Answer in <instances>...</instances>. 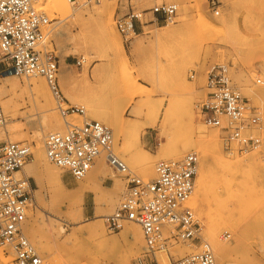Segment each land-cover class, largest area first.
<instances>
[{"label":"rangeland","instance_id":"rangeland-1","mask_svg":"<svg viewBox=\"0 0 264 264\" xmlns=\"http://www.w3.org/2000/svg\"><path fill=\"white\" fill-rule=\"evenodd\" d=\"M50 1L52 8L45 6V1L40 4L39 0L34 6L38 2L39 7L36 5L35 8L44 11L53 22L47 42L58 61L57 83L67 102L62 104V108L84 110L83 117L73 114L66 117V121L73 124L77 121L79 125L84 120H93V115L101 116L111 111V107L116 113H122L124 128L121 133L115 132L105 122L95 121L111 129L114 153L128 169L141 179L151 180L155 177L154 169L158 161L184 157L167 159L160 152L162 144H178L190 134L179 109V104L186 100L187 95L184 83L179 79V75L184 74L185 84L194 89L191 100L187 101L192 109L194 126L200 125L196 128L201 127L206 132H216L219 140V149L211 160V171L206 178L210 207L201 204L193 209L190 206L201 227L200 237L212 248L216 264H264V88L248 86L256 75L264 74V0H184L188 20L181 27L177 41L160 52L155 48L153 34L165 28L181 26L179 0H164L177 5L174 23L143 25L141 30L126 36L117 31L115 18L124 15L129 8H150L156 1L148 0V4L144 5L142 1L113 0L110 19L124 48V58L112 56L108 47L96 49L93 46L97 40L98 22L90 15L97 4L105 0L92 1L88 5ZM215 11L218 15L214 14ZM61 30L63 35L59 37L57 33ZM81 32L85 35L86 44L78 46L75 38ZM138 43L141 47L135 52L133 49ZM152 44L154 50H151ZM213 66L225 68L232 86L261 117L260 127L253 132L259 136L260 146L246 155L226 151L219 130L204 125L196 115L195 106L204 100L207 93L206 73ZM190 73L194 74L192 79L189 78ZM126 76L136 79L139 88L149 94L147 99L131 98L124 87ZM38 79L45 83L40 76H16L11 80L23 88L27 82ZM45 86L55 108L53 114L64 126L56 133H63L66 130L64 120L46 83ZM4 100L0 96V106ZM21 100L25 107L20 108L10 121L20 127L16 136L19 140L7 141L2 134L4 138L0 144L20 142L30 148L31 157L17 176L29 178L33 187V203L27 213L25 233L40 255L41 264H132L142 255L144 240L132 244L123 238V231L129 226L139 230L140 227L123 222L118 231L108 232L103 224V217L114 211L125 193L123 174L108 166L96 173V166L105 163L100 157L82 180L65 183L63 172L46 160L53 171L42 175L40 183L35 184L25 166L34 163V134L40 133L43 147L44 137L51 133L40 124L39 119L43 114L52 112L41 114L39 110L35 111L28 105L26 95ZM157 109L158 117L153 127L152 118ZM166 109L170 110L171 118L161 125ZM3 114L7 124V116ZM190 153L196 154L193 148ZM196 156L195 182L200 168V158L198 154ZM147 161L149 170L144 165ZM56 176L62 179L63 187L58 185ZM69 179L66 176V180ZM220 220H226L228 228L219 232L218 240L234 248L225 257L213 250V244L206 237V222L217 225ZM94 225L100 226L103 233L101 239L91 238L84 232ZM31 229L41 235L42 243L27 232ZM165 231L167 234L163 238H168L166 249L155 254L158 264H174L199 251V241L173 240ZM0 255L3 260L9 259L5 264H11L12 255L6 249L0 247Z\"/></svg>","mask_w":264,"mask_h":264},{"label":"built area","instance_id":"built-area-1","mask_svg":"<svg viewBox=\"0 0 264 264\" xmlns=\"http://www.w3.org/2000/svg\"><path fill=\"white\" fill-rule=\"evenodd\" d=\"M68 1L73 5H88L99 0ZM155 1L150 8H129L124 15L116 17L117 31L126 36L141 30L143 25L174 23L177 5ZM35 2L0 0V78L40 76L45 80L66 127L63 133L44 137L46 160L74 181L82 180L100 157L123 174L125 193L114 211L103 217V224L108 232L118 231L123 222L140 227L144 251L132 264H158L155 254L164 251L167 245L168 238H163L165 230L173 240L199 241L197 253L174 264H216L212 248L201 239V227L187 204L197 173L196 154L190 153L179 160L158 161L155 177L144 180L115 155L111 129L95 120H84L79 125L67 122L65 118L73 114L83 117L84 110L62 108L67 102L57 83L58 61L47 42L53 22L44 11L35 8ZM211 4L214 5V1ZM193 77L190 73L189 78ZM253 85L264 88V74L256 75ZM205 89L204 100L195 106L199 121L219 130L224 149L229 153L246 155L255 151L260 146V138L253 132L260 127L261 117L232 86L224 67L213 66L208 70ZM4 124L0 106V128ZM30 157V148L24 143L0 144V247L12 255L11 264H41L40 255L25 233L33 187L29 178L17 176Z\"/></svg>","mask_w":264,"mask_h":264},{"label":"bare ground","instance_id":"bare-ground-1","mask_svg":"<svg viewBox=\"0 0 264 264\" xmlns=\"http://www.w3.org/2000/svg\"><path fill=\"white\" fill-rule=\"evenodd\" d=\"M42 1H45L44 5L46 4L47 6H49V8H52V5L50 4L51 3L50 0H39V3L41 4ZM57 1L70 4L68 0H57ZM134 1H142L144 5L148 4V0H134ZM112 3H113V0H105L104 3L97 4V7L94 9L92 15L89 14L90 17L94 16L95 21L98 22V24L96 25L97 32H98L97 40L93 46L96 49H100L103 46L108 47V49L112 53L111 54L112 56L124 58V48L119 40V37L116 31L113 28V25L110 19L111 12H112ZM37 4H35V6ZM39 5L37 6L39 7ZM179 6L181 7V12H180L181 13V26L179 28L177 27L165 28L153 34L155 48L157 49L158 52L164 50L165 48H170V46L177 41V39L181 35L180 33L181 27L188 20L187 19L188 15H187V10L185 7L184 0H179ZM220 23H223V21H221ZM204 25L209 27V24L207 22H204ZM61 35H63L62 30L57 33V36L60 37ZM75 44L78 46H83L86 44V39H85V35L83 32H81L80 35L77 38H75ZM140 47H141L140 43L136 44L134 46L133 51L137 52L140 49ZM151 50H154L153 44L151 45ZM15 77L16 76L11 75V76L0 78V96L3 99H5L3 103L1 104V106H2L3 112L7 116V124H4L3 127L0 128V141L3 140L4 138V137L3 138L1 137L2 134L5 135V140L7 141L16 140L17 138L16 136L20 132V127L14 126L13 124H11L10 121L17 115V112L20 108L25 107V103L22 102L23 99L21 100V97L23 95L27 96L29 100L28 105L32 109L34 110L37 109L40 111V113L41 112L42 113L52 112V114H43V116H41L39 119L40 124L45 126L46 130H48L51 133H56V131L58 130L61 131L62 127H64L63 123L56 114H53L55 108L53 106V102L45 86L44 81L42 79L33 80L31 82H27L26 86L22 88L18 85V82L11 80V79H15ZM179 79L181 82L184 83L185 93L187 94L186 98H184V100L185 99L186 100L182 101L179 104L180 105L179 109H180V114L182 115V118L184 120V123L189 129L190 134L187 139L180 141L178 144H174V143L172 144L171 142H166L165 145L162 144L160 146V152L162 153V156L164 158L179 159L182 156H185L186 154H188L191 148L194 149L195 153L198 154L200 158V168H199L198 179L194 183L193 192L187 204L189 205V207L190 206L191 208L193 207V209L194 207L196 208L198 207V205H201V204H205L206 207L209 208L211 199L209 197L208 182L206 178H207V175L211 171V160L216 155L215 154L216 151L219 149L218 134L216 132H206L201 127L196 128L197 126H200V125H196V127L194 126L192 109H191V106L187 102L189 101V99L191 100L192 95L194 93V89H193V86L185 84L184 74H180ZM248 86L249 87L254 86L253 82L248 84ZM124 87H125L126 92L131 96V98L132 97H144L145 99H147L149 96V94L145 93L139 88L136 79L133 77L126 76L124 78ZM111 108H112L111 111L101 116L93 115L91 116V119L105 122L112 129H114L115 132L121 133V131L124 128L123 124L121 123L122 113H116L114 111V108L113 107ZM158 111L159 110L157 109L155 117L152 118L153 122L151 126L153 127L156 124V119L158 117ZM139 112H136V115H139ZM170 118H171V112L169 109H166L163 113L161 125H164L167 121L170 120ZM74 124H77V121H75ZM163 137L165 136L163 135ZM164 139L166 140V137ZM33 143L35 146L34 163L25 166V170L28 173L29 177L33 179L34 183L38 184L41 181L42 175H47L51 173L53 169L46 162V157H45L42 143H41L40 133L34 134ZM148 162L149 161L144 163L147 170L150 169V165L148 164ZM105 163L104 162L99 163V165H97L95 168V172L97 173L101 169L105 170L106 166H108V164L107 163L105 164ZM109 168L112 169L111 167ZM56 181L60 187H63V181L60 177L56 176ZM209 221L206 222V237L213 244L214 246L213 250L217 251V253H219L221 257H225L230 252L234 251V248L231 249L229 246L221 244L218 240L219 239L218 234L220 231L228 228V225H227L228 223L226 220H220V222L217 225H214V224L209 223ZM27 232L31 233V235H33V237L37 240L38 243H42V237L40 234L35 232L33 229L27 230ZM84 232L89 237L95 238V239L97 238L101 239L103 236L100 226H96V225L86 228ZM166 234L167 232L164 231L163 235H166ZM123 238L127 241L130 240L132 244H135V243L139 244V242H141V240L143 239L141 231L138 228H135L133 226H129L123 231ZM8 260H3L2 258H0V264H5L6 261Z\"/></svg>","mask_w":264,"mask_h":264},{"label":"crops","instance_id":"crops-1","mask_svg":"<svg viewBox=\"0 0 264 264\" xmlns=\"http://www.w3.org/2000/svg\"><path fill=\"white\" fill-rule=\"evenodd\" d=\"M63 181H65V183H68V182L72 181V179L70 178L69 180H66V175H65Z\"/></svg>","mask_w":264,"mask_h":264}]
</instances>
